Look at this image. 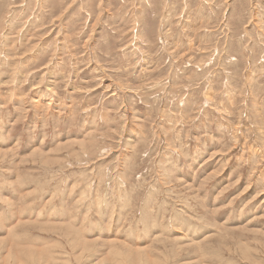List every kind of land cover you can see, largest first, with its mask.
<instances>
[{
	"label": "rangeland",
	"instance_id": "1",
	"mask_svg": "<svg viewBox=\"0 0 264 264\" xmlns=\"http://www.w3.org/2000/svg\"><path fill=\"white\" fill-rule=\"evenodd\" d=\"M0 264H264V0H0Z\"/></svg>",
	"mask_w": 264,
	"mask_h": 264
}]
</instances>
